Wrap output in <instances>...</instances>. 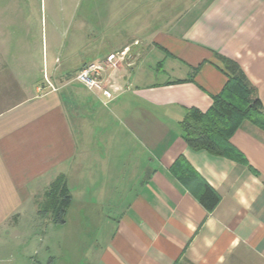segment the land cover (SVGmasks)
Returning a JSON list of instances; mask_svg holds the SVG:
<instances>
[{"label": "crops", "instance_id": "0c3cea01", "mask_svg": "<svg viewBox=\"0 0 264 264\" xmlns=\"http://www.w3.org/2000/svg\"><path fill=\"white\" fill-rule=\"evenodd\" d=\"M90 1H64L87 37ZM141 1L129 14L140 35L117 49L135 38L149 49L117 66L110 99L74 75L117 49L55 58L46 85L11 68L0 44V222L36 207L35 194L63 174L71 202L62 225L82 224L68 236L85 240L69 248L72 264H264V130L244 120L230 137L253 172L190 148L179 126L186 108L206 110L224 86L219 56L238 63L264 108V0ZM155 49L167 76L151 80L144 64ZM180 155L185 165L172 172ZM196 179L219 195L210 212L189 190Z\"/></svg>", "mask_w": 264, "mask_h": 264}, {"label": "rangeland", "instance_id": "374dc122", "mask_svg": "<svg viewBox=\"0 0 264 264\" xmlns=\"http://www.w3.org/2000/svg\"><path fill=\"white\" fill-rule=\"evenodd\" d=\"M64 1L0 0L2 55L15 71L24 69L36 81L45 82L46 85L49 84L47 75L54 64H59L56 63L59 60H69L71 57L68 56L77 54V57L90 61L91 53L86 54L88 48H95L99 54L105 55L116 50L120 43L131 36L140 35L139 31H135L133 22L136 14H129L135 11L133 9L136 3L141 0H91L90 8H87L89 12L84 10V14L79 9L75 15V18L82 13L84 18L88 15V37L85 30H74L76 21L71 19L73 12L69 8L65 9ZM142 10L145 9L138 11ZM154 19L155 22L159 20L157 16ZM148 22L145 23L146 27L151 26V22ZM147 48L149 49L140 40L132 39L119 48L121 50L113 52L123 51V59L116 62L117 66L122 63L131 66L135 58ZM162 56L161 51L155 49L146 59L145 72H155L151 80L167 76L160 70L158 61ZM114 72L113 67L106 68L103 87L114 85ZM92 90L100 92L97 89ZM110 107L104 108L107 124L115 119ZM122 135L125 136L124 133ZM44 191L35 194V202L42 200ZM18 210L21 212L18 220L9 217L0 222V264H50L51 257L55 258L54 264H72L69 260V248L80 252L85 240L70 239L68 233L77 231L82 224L73 222L69 217H66V225L47 222L35 215L36 207L30 204L20 206ZM75 257L81 259L80 253ZM79 262L81 264L82 260Z\"/></svg>", "mask_w": 264, "mask_h": 264}, {"label": "trees", "instance_id": "16d2710c", "mask_svg": "<svg viewBox=\"0 0 264 264\" xmlns=\"http://www.w3.org/2000/svg\"><path fill=\"white\" fill-rule=\"evenodd\" d=\"M226 74L222 89L210 96L211 104L206 110L195 107L185 109L179 121L181 136L192 149H203L211 154L224 156L251 169L243 154L230 142V137L244 120H248L264 130V108L254 87L249 83L238 63L230 58L219 56ZM185 165L178 156L170 165L172 172ZM180 180H188L180 173ZM264 183V182H263ZM203 207L210 212L219 201V195L203 179H196L189 185ZM71 202L65 177L60 174L53 179L44 191L43 198L36 201V213L41 219L54 224L65 222V214Z\"/></svg>", "mask_w": 264, "mask_h": 264}, {"label": "built area", "instance_id": "2783aa9c", "mask_svg": "<svg viewBox=\"0 0 264 264\" xmlns=\"http://www.w3.org/2000/svg\"><path fill=\"white\" fill-rule=\"evenodd\" d=\"M122 56L123 51L110 53L102 61L88 63L75 72V79L89 89L99 90L104 97L110 99L114 96L117 88L114 85L102 86L103 83L105 84L106 68L111 66L116 69V62L123 59Z\"/></svg>", "mask_w": 264, "mask_h": 264}]
</instances>
